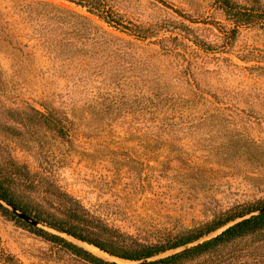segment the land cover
Returning a JSON list of instances; mask_svg holds the SVG:
<instances>
[{"label":"rangeland","instance_id":"obj_1","mask_svg":"<svg viewBox=\"0 0 264 264\" xmlns=\"http://www.w3.org/2000/svg\"><path fill=\"white\" fill-rule=\"evenodd\" d=\"M103 2L123 28L67 0H0V167L24 166L23 201L58 214L66 194L137 244L263 204L264 27L226 43L213 0ZM256 247L209 263L264 264ZM2 253L87 264L0 212Z\"/></svg>","mask_w":264,"mask_h":264},{"label":"trees","instance_id":"obj_2","mask_svg":"<svg viewBox=\"0 0 264 264\" xmlns=\"http://www.w3.org/2000/svg\"><path fill=\"white\" fill-rule=\"evenodd\" d=\"M67 1L85 8L86 11L91 14L98 15L108 24L122 26L117 19H114L110 11L106 9L103 0ZM213 1L218 9L222 11L224 19L231 25L226 31H224L226 43L232 42L239 28L254 25L264 27V8L241 4L236 0ZM192 42L201 48L207 49L205 44L196 39H193ZM35 112L36 116L43 120L45 125L49 124L48 121H50L52 128L56 130L58 134H62V121L60 117L57 116L56 118L49 119L46 114L39 111ZM10 163L13 166V169L10 171H4L0 167L1 198L14 204L17 208L32 216L43 225L56 231L63 232L77 240L93 245L109 256L122 260H138L164 253L165 251L184 243L197 240L201 236L211 232L227 220L239 214L264 206L263 203L259 206H252L244 212L229 215L222 219H213L200 227L190 229L187 232L164 242L160 241L153 244H137L128 240L127 237L119 233L116 229H113L102 223L99 219L94 218L84 210L76 200L66 194L58 193L60 194V197L64 196L68 199L64 202L63 208L58 214L31 210L29 205L23 201L22 196L17 191L18 182L25 180L24 178L28 177V173H26L23 165H18L13 160L10 161ZM30 182L32 183L33 181L30 180ZM0 212L8 218L15 220L20 226L27 228L35 235L50 242L53 246L65 249L87 264H124L102 259L60 235L32 226L18 218L2 205H0ZM243 241L253 242V244L257 246L256 248L264 246V213L236 223L215 237L197 243L183 251L152 259L143 264H213L209 263L213 253L218 252L219 250L221 251V249L226 246L238 244ZM2 254V259L0 260L3 264H20L12 254Z\"/></svg>","mask_w":264,"mask_h":264},{"label":"water","instance_id":"obj_3","mask_svg":"<svg viewBox=\"0 0 264 264\" xmlns=\"http://www.w3.org/2000/svg\"><path fill=\"white\" fill-rule=\"evenodd\" d=\"M0 205H2L3 207H5L6 209H8L10 212H12L14 215H16L18 218H20L21 220L27 222L28 224L32 225V226H36L38 228H42L45 229L49 232H52L54 234L60 235L61 237H64L65 239H70L71 242L81 246L82 248H84L85 250L90 251L91 253H93L94 255L101 257L102 259H105L107 261H114V262H118V263H124V264H143L149 260L152 259H156L159 257H163L172 253H176V252H180L183 251L197 243L206 241L208 239H211L213 237H215L216 235L220 234L221 232H223L224 230H226L227 228L233 226L236 223H239L245 219H249L253 216H257L260 215L262 213H264V206L262 207H258L256 209H252L250 211L244 212L242 214H239L229 220H227L226 222H224L223 224H221L220 226H218L217 228H215L214 230H212L211 232L201 236L200 238H198L197 240H194L192 242H187L184 243L182 245H179L173 249H170L168 251H165L164 253L152 256L150 258H141L138 260H122V259H118L116 257L113 256H109L108 254L104 253L103 251L99 250L98 248L94 247L93 245L87 244L86 242H82L80 240H77L63 232H59L56 231L52 228H49L45 225H43L42 223L38 222L36 219H34L32 216L26 214L25 212H23L22 210H20L19 208H17L14 204L9 203L8 201L4 200L3 198L0 197ZM69 240V241H70ZM89 246H92L94 248H96L98 251H100L101 255H99L98 253L94 252L93 250H91L89 248Z\"/></svg>","mask_w":264,"mask_h":264},{"label":"bare ground","instance_id":"obj_4","mask_svg":"<svg viewBox=\"0 0 264 264\" xmlns=\"http://www.w3.org/2000/svg\"><path fill=\"white\" fill-rule=\"evenodd\" d=\"M89 248L92 250H94V251H97L98 253H100V251H98L96 248H94V247H92V246H89Z\"/></svg>","mask_w":264,"mask_h":264}]
</instances>
